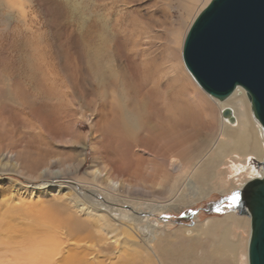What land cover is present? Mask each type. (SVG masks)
I'll return each instance as SVG.
<instances>
[{
	"label": "rangeland",
	"instance_id": "obj_1",
	"mask_svg": "<svg viewBox=\"0 0 264 264\" xmlns=\"http://www.w3.org/2000/svg\"><path fill=\"white\" fill-rule=\"evenodd\" d=\"M189 2L0 0V236L4 241L13 244L24 233L38 238L45 234L44 241L54 248L49 264H163L140 234L132 237L124 232L129 221L120 215L123 211L117 212V208L145 210L136 199L165 201L171 195L164 192L168 187L162 190L112 169L111 160L128 168L133 154L142 158L141 135L146 133L131 132L128 147L117 132L107 143L96 122L109 111L118 121L127 112L139 116L136 46L149 47L154 35L157 44L152 47L159 51L167 29H187L194 14L189 13ZM93 49H98L95 58ZM207 101L216 113L211 120L207 117L203 131H215L220 114L217 104ZM156 111L160 117L167 114L162 107ZM54 113L64 123L48 132L43 121ZM149 115L156 117L153 112ZM113 125L118 129L119 122ZM108 149H114L112 157L105 153ZM233 162L228 158L219 167L222 187L231 182L237 189L247 176V166L239 170ZM252 165L259 168L255 161ZM46 167V180L57 176L53 183L62 186L39 185ZM106 176L122 185L108 184ZM216 177H212L215 182ZM192 185L189 181L187 188ZM233 189L213 190L185 204L175 197L169 206L144 215L141 224L168 233L167 238L179 245L177 257L182 262V235L173 231L236 213L230 199ZM234 226L232 238L241 237L248 244L249 227ZM199 239L191 246L190 258L208 248V239ZM4 245L0 243L1 250Z\"/></svg>",
	"mask_w": 264,
	"mask_h": 264
},
{
	"label": "bare ground",
	"instance_id": "obj_2",
	"mask_svg": "<svg viewBox=\"0 0 264 264\" xmlns=\"http://www.w3.org/2000/svg\"><path fill=\"white\" fill-rule=\"evenodd\" d=\"M208 2L209 0H190L188 10L189 13H194L193 17L191 16V23ZM189 26L186 27L187 29L183 27L178 30L167 29L161 40L163 43L159 51L153 50V45L157 44L156 41H153L154 35L150 37L151 41L148 44L151 45L149 47L142 50L136 46L139 97V113L137 112V115L139 116L127 112L124 114V118L118 121L115 119L116 114L109 111L108 114H105L106 118L103 116L96 122L97 127H100L105 134L107 143L117 132L126 139L128 147L131 132L139 130L140 133L145 132L146 134L141 135L142 158L139 159L138 155L133 154L134 156L130 157L131 163L128 168L111 160L112 169L115 173L122 171L129 173L134 181L148 180L153 186L162 190L168 187L164 192L171 193L165 201H158L157 198L136 199L141 204L143 203L141 207H144L145 210L142 208L140 211L124 212L125 210L117 208L119 210L117 212L123 211L120 215L126 216L129 221L127 230L124 232L132 237L136 233L140 234L147 246L153 248V251L155 250L159 262L163 264H248L246 240H242L241 237L239 239L232 238L234 225L244 228L248 226V241L250 234L248 213L228 212L222 217H208L200 225L194 224L175 229L173 233H176L177 236L182 235V243L185 246L182 244L184 247L182 262L177 257L179 245L167 238L168 233L157 230L152 225L141 224L140 221L152 210L156 211L158 208L169 206L175 197H177V203L185 204L203 199L213 190L225 192L229 188L233 189L231 182L228 183V187H222L221 182L224 180L219 177L222 172L219 171V167L228 158L230 161H236L232 165H235L237 169H244L243 166H247L245 169L247 176L243 181H240L239 187L233 189V192L242 188L248 180L263 174V168L256 169L252 163L264 158V130L251 112L250 101L245 90L237 87L228 98L217 100L199 86L186 68L181 55L183 39ZM97 51L98 49H93L94 58ZM173 92H179V95L167 94ZM159 98H163L161 102ZM170 98L171 101H168ZM207 98L217 104L216 109L220 114L215 131H207L206 128L203 131V128L207 127V117L209 116L211 120L216 113L211 107L206 106V103L209 102ZM160 107L166 109V116L160 117L156 113ZM224 108L230 109V113L234 117L233 121L222 115L221 111ZM110 110H112L111 106ZM152 112L156 116L155 119L149 118V113ZM59 119L54 113L48 121L49 123L46 122L47 120L43 121L48 132L64 123ZM112 122H119L118 129L114 130L115 126ZM183 125L187 129H184ZM178 127H183V129L180 130ZM104 151L111 157L114 154L111 149ZM43 170L46 175L39 185L42 184L44 188L59 185V183H53L58 178L57 176L53 180H46L45 177L49 174L48 167ZM96 171L99 174L103 172L99 169ZM213 176H217L216 182L212 179ZM105 179L108 184L110 183L114 187L122 185L112 177L106 176ZM189 181L193 185L187 188ZM175 188V193L172 194ZM107 212L110 211L107 210ZM147 223H149L148 220ZM41 235L44 238L45 234ZM201 236L208 239V248L200 252L199 256H195L196 258H190L191 246H195ZM156 237L160 238L155 240ZM20 238V241L8 244L0 236V243L6 244L5 248L2 250L0 248V264H49L53 260L54 248L43 238L32 236L29 233L22 234ZM149 240H152V243L148 242ZM242 256L243 260H241Z\"/></svg>",
	"mask_w": 264,
	"mask_h": 264
},
{
	"label": "water",
	"instance_id": "obj_3",
	"mask_svg": "<svg viewBox=\"0 0 264 264\" xmlns=\"http://www.w3.org/2000/svg\"><path fill=\"white\" fill-rule=\"evenodd\" d=\"M183 40L182 59L199 86L217 100L243 88L264 130V0H209ZM221 113L234 120L229 108ZM255 165L263 174L235 191L233 208L250 216L248 264H264V158Z\"/></svg>",
	"mask_w": 264,
	"mask_h": 264
},
{
	"label": "snow or ice",
	"instance_id": "obj_4",
	"mask_svg": "<svg viewBox=\"0 0 264 264\" xmlns=\"http://www.w3.org/2000/svg\"><path fill=\"white\" fill-rule=\"evenodd\" d=\"M230 199L232 200L233 203H235L238 199H239V194L238 193H234ZM217 211H219V209H217Z\"/></svg>",
	"mask_w": 264,
	"mask_h": 264
}]
</instances>
